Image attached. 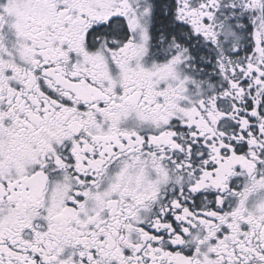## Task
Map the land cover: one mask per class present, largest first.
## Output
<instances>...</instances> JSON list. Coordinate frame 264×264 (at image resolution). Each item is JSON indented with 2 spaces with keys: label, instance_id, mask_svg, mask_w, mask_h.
<instances>
[{
  "label": "snow or ice",
  "instance_id": "1",
  "mask_svg": "<svg viewBox=\"0 0 264 264\" xmlns=\"http://www.w3.org/2000/svg\"><path fill=\"white\" fill-rule=\"evenodd\" d=\"M0 264H264V0H0Z\"/></svg>",
  "mask_w": 264,
  "mask_h": 264
}]
</instances>
